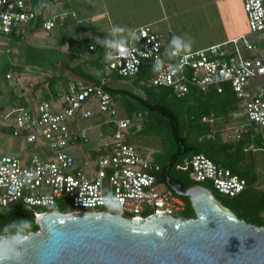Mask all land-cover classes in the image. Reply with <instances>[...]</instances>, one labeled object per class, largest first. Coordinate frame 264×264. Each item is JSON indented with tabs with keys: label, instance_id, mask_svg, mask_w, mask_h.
I'll return each mask as SVG.
<instances>
[{
	"label": "built area",
	"instance_id": "2783aa9c",
	"mask_svg": "<svg viewBox=\"0 0 264 264\" xmlns=\"http://www.w3.org/2000/svg\"><path fill=\"white\" fill-rule=\"evenodd\" d=\"M241 1L248 32L257 35L259 45L243 33L231 39V50L225 48L227 44L218 43L172 57L168 55L172 37L164 38L148 25L140 26L136 31L137 39L127 41L133 49L128 65L118 57L105 60L108 50L98 42L88 43L92 51L97 45L101 48L106 75L100 78V83L71 85L61 95L66 106L56 108L53 103L40 100L28 108L0 110V135L21 137L28 143L42 138L52 153L49 160H40L33 154L27 164H22L14 155L0 154V209L21 207L32 212L34 218L49 211L109 212L103 197L111 194L122 204L120 215L130 219L156 213L174 216V212L183 211L185 201L181 194L158 178L159 165L128 141L127 129L133 120L120 114L102 84L110 80V73L135 77L146 68L152 73V85L169 87L178 96L188 93L191 88L207 91L211 86L221 92L222 84L229 83L239 109L247 119V123L234 132L236 139L252 124L264 129V84L253 80L264 77V0ZM66 13L45 15L43 29L49 31L64 24ZM34 17L30 0H0V33H9L14 28L19 30ZM158 60L164 62L159 72L153 67ZM174 65H180L182 71H171L169 66ZM5 77L11 78L12 73H6ZM254 87L257 89L253 90ZM96 112L109 116L104 121L109 122L111 128L109 134L100 133L98 148L110 146L111 150L95 157L81 154L85 161L83 165H77L78 160L67 148L73 138L84 142L89 139L86 129L74 132L68 123L73 119H89ZM217 119L212 114L202 117L203 122ZM258 150L264 155V133L260 147L252 141L244 147V151ZM93 158L91 166L87 161ZM179 166L189 169V176L196 185L209 181L225 195H237L247 187L244 178L202 153L183 159ZM66 206L70 209H65Z\"/></svg>",
	"mask_w": 264,
	"mask_h": 264
},
{
	"label": "trees",
	"instance_id": "16d2710c",
	"mask_svg": "<svg viewBox=\"0 0 264 264\" xmlns=\"http://www.w3.org/2000/svg\"><path fill=\"white\" fill-rule=\"evenodd\" d=\"M58 1L30 0V5L35 14L34 19L19 27V32L14 28L11 32L0 33V35L22 37L28 32L43 28L42 24L46 10ZM55 28L59 33H57L59 50L65 54H72L75 59L73 65L67 64V69L72 74L86 80L87 83H100V78L105 76L106 72L103 67L102 50L99 45H97V49L92 51L88 48V43L95 41L91 39H79L77 41L71 39L66 22ZM10 67L9 64L4 66L5 74ZM151 76L152 73L149 68H146L135 77L110 73V80L103 83L102 86L112 96L118 108H120V105L123 107V115L133 120L132 126L127 129L128 136L131 133L135 135H156L165 138L163 148L160 151H154L150 156L160 167L157 172L158 178L166 186H169L165 182V169L168 163L172 161L167 170L170 181L179 184L183 191L196 185L197 183L189 176V169L181 168L179 164L192 154L202 153L216 164L228 168L244 178L247 187L239 194L229 196L219 193L209 181H204L201 184L210 188L221 204L233 211L238 219H243L257 227L264 226V216L262 215L264 213V192L254 186L257 180V165L253 159L254 153L244 151V147L251 141L257 147L262 145L261 133L250 126L239 139H236L235 134L231 139H223L212 121H202V117L205 115L212 114L220 118L239 107L230 84H222L221 92L211 86L207 91L191 88L188 93L178 96L169 87L152 85ZM63 79L69 84L75 82L64 74H53L46 81L47 90L44 91V100L53 103L56 108L66 106V103L61 100V95L69 90V86L64 91L59 90L57 86L58 82ZM115 82H130L132 86H127L125 83L124 86H116ZM78 84L79 82L75 83V86H78ZM134 89L139 90L141 93H137ZM20 101L21 107L26 108L37 103L27 105L23 99H20ZM94 116L100 117V113L96 112ZM100 130L103 134L111 133L109 122L102 120ZM181 148H183L182 153H180ZM110 150L111 147L108 146L90 149L89 152L91 156L95 157L97 154ZM181 197L185 201V208L181 216L186 218L195 217L189 199L183 195ZM18 210L22 209L20 207L0 209V231L3 230L6 224L20 219L31 221V231L38 229L32 212H30L29 217L15 219L14 216Z\"/></svg>",
	"mask_w": 264,
	"mask_h": 264
},
{
	"label": "water",
	"instance_id": "95a60500",
	"mask_svg": "<svg viewBox=\"0 0 264 264\" xmlns=\"http://www.w3.org/2000/svg\"><path fill=\"white\" fill-rule=\"evenodd\" d=\"M171 164L165 182L189 199L195 217L120 215L112 222L107 211L45 212L35 217L38 229L18 264H264V226L238 219L204 185L181 190L167 176Z\"/></svg>",
	"mask_w": 264,
	"mask_h": 264
},
{
	"label": "rangeland",
	"instance_id": "374dc122",
	"mask_svg": "<svg viewBox=\"0 0 264 264\" xmlns=\"http://www.w3.org/2000/svg\"><path fill=\"white\" fill-rule=\"evenodd\" d=\"M92 5L89 7L86 0H62L56 4L51 5L45 15H52L58 12L66 11V23L69 30V37L73 40H79L77 35L78 26L86 27V31L91 28L95 32V26L105 23L104 16H98L91 19V11L101 12L99 7V0H89ZM96 4L98 6L95 8ZM65 9V10H64ZM74 14V17L71 14ZM100 14V13H99ZM76 20L78 26H72L71 22ZM76 25V24H75ZM104 28V27H102ZM19 32V30H18ZM16 32V33H18ZM57 28L46 31L43 28L35 29L28 32L22 37H12L7 35H0V110L12 111L15 108L21 107L20 99L30 105L34 102L45 99L44 91L47 90V78L53 74H64L66 77L75 78L67 69V64L73 65L75 59L72 54H65L59 50V42H57ZM251 42L258 44L260 41L257 35L252 32H246ZM17 35V34H16ZM87 35V34H85ZM163 36V35H162ZM86 38H90L85 36ZM166 38V36H163ZM96 42V41H95ZM259 45V44H258ZM231 50V45L228 43L227 47ZM250 54H254L250 52ZM9 64L11 67L7 73H12L11 78L5 77L4 66ZM79 79V77H77ZM255 83L264 84V77L253 79ZM76 82L68 83L64 79L58 82V89L64 91L67 86L75 85ZM132 86L130 82H118L116 86ZM77 86V85H76ZM79 86V84H78ZM77 86V87H78ZM257 88L254 87L253 90ZM137 93L139 90L134 89ZM12 92V93H11ZM15 94V95H14ZM120 114H124L123 107L120 105ZM13 115L10 116L12 120ZM96 119V121H95ZM108 120L107 114H100L99 120L97 116H92L86 120L73 119L68 123V126L74 132L80 129H86L88 142H84L79 138H73L67 150L78 160L77 165H83L85 158L81 156V152L88 147L98 148L101 145L100 141V125L101 120ZM246 121L245 115L241 109L236 108L235 111L230 112L226 116L220 117L216 124L220 135L223 139H231L234 136V124ZM165 138L156 135H135L128 136V141L133 144L136 149L146 156H151L154 151H160L163 148ZM0 154H10L16 156L22 164H27L33 154L41 160H49L52 153L49 150L46 142L39 138L36 142L28 143L24 138L13 137L11 135H0ZM256 157L253 159L257 165V180L254 186L264 192V157L259 151L255 152ZM254 154V155H255ZM249 156V155H247ZM93 157V156H92ZM82 160V161H80ZM93 159H88L89 165L93 166ZM85 168H87L85 166ZM68 206L64 207L65 209ZM192 207V206H191ZM193 209V207H192ZM183 211L174 212V216L182 215ZM264 216V213H262Z\"/></svg>",
	"mask_w": 264,
	"mask_h": 264
},
{
	"label": "crops",
	"instance_id": "0c3cea01",
	"mask_svg": "<svg viewBox=\"0 0 264 264\" xmlns=\"http://www.w3.org/2000/svg\"><path fill=\"white\" fill-rule=\"evenodd\" d=\"M60 1L62 0L58 2ZM86 1L92 8L90 1ZM94 5V9H97L98 6ZM99 7L101 12L91 11V19L100 15L104 16L107 26L100 24L95 26V32L94 28L86 31L84 30L86 27L78 26L79 20L72 19L71 25L79 28L76 35L79 38L77 39H88L85 36L96 42V38L111 39V27L113 24H117L130 30L123 34L127 41L136 40L137 29L140 26L148 25L153 31L166 36V38L173 37V35L193 38L194 43L190 50L193 51L213 44H228L231 39L248 32L241 0H99ZM61 10L58 13H66L63 9ZM77 77L72 78L76 83L87 84L86 80ZM99 118L97 117V120ZM218 120L219 118L214 122ZM245 123H247V119L241 123L236 121L234 132ZM252 127L258 130L262 136L264 129L253 124ZM90 149H96V147H88L81 153L90 155ZM255 152L252 153L255 154ZM259 152L264 157L263 153ZM254 156L256 157V154Z\"/></svg>",
	"mask_w": 264,
	"mask_h": 264
},
{
	"label": "clouds",
	"instance_id": "9594fccd",
	"mask_svg": "<svg viewBox=\"0 0 264 264\" xmlns=\"http://www.w3.org/2000/svg\"><path fill=\"white\" fill-rule=\"evenodd\" d=\"M111 32V39L96 38L97 42L108 50L105 55V60L118 57L120 61L124 59L128 65L133 56V49L127 45V39L123 34L130 32V30L121 25L113 24ZM193 43L194 40L191 37L185 38L184 36L173 35L169 42L168 55L172 57L181 56L191 50ZM153 67L155 71L159 72L163 69L164 62L158 60ZM169 67L174 72L182 71L180 65ZM135 71H137V68H135ZM103 200L109 212L114 213L107 217L108 220L112 222L118 221L122 212V204L111 194L104 196ZM31 230L32 223L26 219L13 220L3 227V230L0 231V264H18L24 255L26 246L32 239ZM157 234L163 238V230Z\"/></svg>",
	"mask_w": 264,
	"mask_h": 264
},
{
	"label": "flooded vegetation",
	"instance_id": "af4514ba",
	"mask_svg": "<svg viewBox=\"0 0 264 264\" xmlns=\"http://www.w3.org/2000/svg\"><path fill=\"white\" fill-rule=\"evenodd\" d=\"M11 208H13V207H11ZM21 208V207H20ZM22 209V208H21ZM16 213H23V214H26L25 216H17V215H15L14 217H15V219H19V218H26V217H29V215H30V212L29 211H26V210H24V209H22V210H18ZM15 213V214H16Z\"/></svg>",
	"mask_w": 264,
	"mask_h": 264
}]
</instances>
